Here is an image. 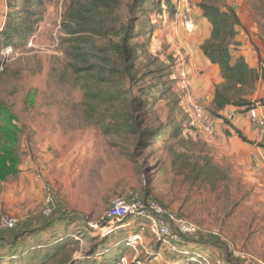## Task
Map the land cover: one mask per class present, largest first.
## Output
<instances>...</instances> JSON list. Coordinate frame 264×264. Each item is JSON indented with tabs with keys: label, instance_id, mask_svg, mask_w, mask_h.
<instances>
[{
	"label": "rangeland",
	"instance_id": "obj_1",
	"mask_svg": "<svg viewBox=\"0 0 264 264\" xmlns=\"http://www.w3.org/2000/svg\"><path fill=\"white\" fill-rule=\"evenodd\" d=\"M85 1L0 0V103L17 115L20 137L17 171L0 179V219L16 221L0 231V264H263L264 144L245 142L236 132V115L247 109L234 105L241 94L232 92L220 117L213 113L222 77L200 49L211 31L201 0H170L172 7L149 0L145 12L133 9L138 0H119L106 17L116 30L95 38L101 55L98 49L110 45L122 25L135 22L131 42L143 51L138 63L162 71L141 84L156 83L154 97L135 86L143 100L139 112L144 129L174 124L176 133L145 135L140 145V137L119 125L130 96L123 105L85 99V86L96 87L95 71L76 69L69 33ZM225 2L239 14V36L247 35L252 49L248 60L262 74L263 0ZM186 17L195 22L193 32ZM242 95L264 107L263 80ZM196 106L214 120L213 133L200 129ZM47 183L60 219L42 226ZM135 192L195 223L198 233L177 245L161 240L147 219L113 224L107 217L113 199ZM22 226L26 232L13 239ZM209 237H218L224 249L194 241Z\"/></svg>",
	"mask_w": 264,
	"mask_h": 264
},
{
	"label": "trees",
	"instance_id": "obj_2",
	"mask_svg": "<svg viewBox=\"0 0 264 264\" xmlns=\"http://www.w3.org/2000/svg\"><path fill=\"white\" fill-rule=\"evenodd\" d=\"M138 1L140 4L139 6H133L134 10L138 7L144 12L148 10L149 0ZM23 2L25 4L28 0H23ZM117 2L119 0H86L81 2V7L75 12V23L69 30L72 36L70 39L71 55L77 61L75 65L79 72H85L89 69L95 71L96 87H92L90 84L85 86L86 100L100 103L108 101L123 105L129 96L131 97L130 104L128 103V111H125L127 112L126 118L119 125L129 127L136 136L140 137L138 139V145H140L143 143V136L145 135H148L151 139L153 136L167 134L164 133L167 132L166 130H169L168 134H175L176 130L174 124L167 125L165 123H160L158 126L147 130L143 128L144 118L142 119L139 112L143 100L139 94L135 93V86H141L153 74L161 76L162 71H151L150 65L138 63V60L143 57V51L141 47L133 45L131 42L136 34L135 22H130L125 26L122 25L110 45L103 47V49L97 48L102 52L101 55L95 53L97 46L95 38L97 36H108L110 34L109 28L116 30L115 27H109V21L106 17L117 6ZM167 3L169 6H173L170 0ZM199 7L204 18L211 24L210 35L203 41L200 49L207 60L219 67L222 77V82L216 86L213 113L218 117L221 116L220 112L225 110L232 100V92H234V96L241 94L238 100L234 101V105L245 108L256 106L242 93L246 88L253 90L258 79L264 82V72L259 74L249 64L244 55L240 54L235 57L233 54V48L238 45L239 27L242 26L239 14L225 0H201ZM155 62H157L156 59L151 62V66L156 64ZM127 82L130 85L128 89H125ZM156 86V83H151L146 87L141 86L139 89L140 92L148 93V95L154 97L159 92ZM126 108H123V110H126ZM16 118L17 115L13 113L10 106L0 103V179H5L9 173L17 171L16 165L19 162V157L15 145L19 142L20 137L18 127L14 123ZM226 122L230 124L229 120H226ZM236 132L243 141L261 146L255 141L249 140L240 129L236 128ZM12 143H14V148L10 147ZM208 164V160H205L204 167H207ZM55 212L51 216L43 214V219H40L38 225L47 226L58 221L60 217H54ZM23 228L24 226L19 227L13 235V239L19 240L23 236L26 232ZM179 234L181 237L180 245L188 236L192 235L180 232ZM1 238L3 239V237ZM194 241L224 249L218 237ZM59 246L64 249V252L66 251L65 244ZM198 257V254L193 255L194 259ZM70 259L71 256L68 260ZM228 260L230 261V259ZM81 264H113V261L86 260Z\"/></svg>",
	"mask_w": 264,
	"mask_h": 264
},
{
	"label": "built area",
	"instance_id": "obj_3",
	"mask_svg": "<svg viewBox=\"0 0 264 264\" xmlns=\"http://www.w3.org/2000/svg\"><path fill=\"white\" fill-rule=\"evenodd\" d=\"M185 27L188 32H193L195 30V22L186 17ZM261 68L262 72H264V61L261 64ZM246 113L251 124L259 130L261 135H263L264 113L260 112L259 106L256 105L247 108ZM195 116L199 122L200 129L207 133L214 132L215 122L210 117L204 115L202 107L196 106ZM45 189L47 192V206L45 207L43 214L51 216L55 211L54 201L56 195L53 191V187L49 183H47ZM107 217L113 224L118 222L124 223L127 220L136 221L138 219H147L150 222L154 233L168 244L174 242L177 245H180L181 242L180 234L172 230L171 224L176 225L180 233H198V226L195 223L178 215L176 212H167L155 199L145 198L139 192L133 193L129 199L124 197H116L113 199ZM15 227V219L6 216L0 219V231L4 229H13ZM172 249L175 250L176 246H173ZM236 254L239 253L236 252Z\"/></svg>",
	"mask_w": 264,
	"mask_h": 264
},
{
	"label": "crops",
	"instance_id": "obj_4",
	"mask_svg": "<svg viewBox=\"0 0 264 264\" xmlns=\"http://www.w3.org/2000/svg\"><path fill=\"white\" fill-rule=\"evenodd\" d=\"M210 26V25H209ZM211 28V27H209ZM211 30V29H209ZM210 34V33H209ZM247 35H243L237 37V41H238V45L235 46V48H237L238 50L236 52H239V54L244 55L245 58L248 60V56L251 55L252 49L250 47V40L247 39ZM247 39V40H245ZM243 42V43H242ZM203 43V41H201L199 44L201 45ZM199 45V46H200ZM200 50V49H199ZM203 54V53H202ZM249 64L251 65V63L249 62ZM218 70L219 67L217 65H215ZM241 113L239 114V116L236 115L235 121H241V125H237L236 127L238 129H240L245 136H247L251 141H255L257 144H264V134L261 135L259 130L253 126L248 118V115L246 113V110L244 108H241ZM259 110L261 113H264V107H259ZM236 124V123H235Z\"/></svg>",
	"mask_w": 264,
	"mask_h": 264
}]
</instances>
